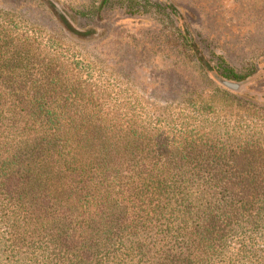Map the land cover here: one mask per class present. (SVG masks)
<instances>
[{"label": "trees", "instance_id": "1", "mask_svg": "<svg viewBox=\"0 0 264 264\" xmlns=\"http://www.w3.org/2000/svg\"><path fill=\"white\" fill-rule=\"evenodd\" d=\"M40 2L72 38L98 39ZM156 2L226 92L257 77L212 66L183 9ZM63 52L0 18V264H258L255 248L264 264L259 126L200 122L207 107L149 122Z\"/></svg>", "mask_w": 264, "mask_h": 264}, {"label": "rangeland", "instance_id": "2", "mask_svg": "<svg viewBox=\"0 0 264 264\" xmlns=\"http://www.w3.org/2000/svg\"><path fill=\"white\" fill-rule=\"evenodd\" d=\"M54 1L71 11L77 27L95 29L98 39L66 34L40 0H0V18L50 50H65L84 79L109 82V88L95 90L118 97L110 107L149 122L196 116L207 107L210 113L200 122L227 129L259 126L264 151V0H173L212 66L256 74L240 86L243 94L226 92L201 70L182 43L176 19L156 0H111L99 12L101 0ZM253 250L259 264V248Z\"/></svg>", "mask_w": 264, "mask_h": 264}]
</instances>
